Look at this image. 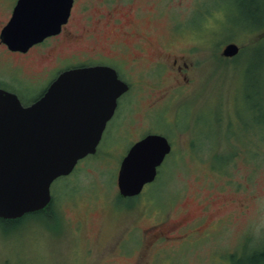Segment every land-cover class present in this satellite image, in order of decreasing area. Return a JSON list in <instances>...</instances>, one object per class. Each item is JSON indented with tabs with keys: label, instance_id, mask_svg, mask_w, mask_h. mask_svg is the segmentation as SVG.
<instances>
[{
	"label": "rangeland",
	"instance_id": "rangeland-1",
	"mask_svg": "<svg viewBox=\"0 0 264 264\" xmlns=\"http://www.w3.org/2000/svg\"><path fill=\"white\" fill-rule=\"evenodd\" d=\"M99 1L76 0L69 29L92 19L97 30ZM126 1L153 47L123 75L131 89L97 153L52 184L51 210L0 220V264H264V0ZM229 43L240 47L233 59L222 56ZM76 45L29 62L0 57V83L28 104L80 65ZM159 50L191 65L187 80L154 67ZM148 134L172 152L138 199L121 198L120 163Z\"/></svg>",
	"mask_w": 264,
	"mask_h": 264
},
{
	"label": "water",
	"instance_id": "water-1",
	"mask_svg": "<svg viewBox=\"0 0 264 264\" xmlns=\"http://www.w3.org/2000/svg\"><path fill=\"white\" fill-rule=\"evenodd\" d=\"M73 2L18 0L1 41L12 51H28L61 32ZM239 52L237 44L229 43L222 56L230 59ZM128 90L129 85L108 66L63 71L29 106L0 89V219H18L50 204L52 184L97 152L118 100ZM171 151V143L160 134L135 142L120 163L119 195H140L155 181Z\"/></svg>",
	"mask_w": 264,
	"mask_h": 264
},
{
	"label": "flooded vegetation",
	"instance_id": "flooded-vegetation-1",
	"mask_svg": "<svg viewBox=\"0 0 264 264\" xmlns=\"http://www.w3.org/2000/svg\"><path fill=\"white\" fill-rule=\"evenodd\" d=\"M17 1L18 0H10L9 2H5L0 0V12L3 13L5 10V17H7L4 22L0 20V34L2 29L9 22ZM73 1L70 18L67 24L62 26L61 32L59 34L46 38L43 42L32 46L26 52L12 51L0 39V55H2L0 57L3 58L4 63L10 62L11 59L16 57L22 59L24 62H29L26 60L45 58L50 54V52L58 48H68L70 44L77 43V48L83 47L81 49V53L83 54L81 58L82 61H80V65L78 66L111 67L117 72L118 77L129 85L130 90L131 85L127 82V79L123 78V75H130L129 73L135 71V68L139 62L147 55L145 48L146 46L153 47L150 33H142L140 31V24L138 23L141 22L142 18V12H140V8L137 7L136 10L132 9L133 7L130 1L124 2V0H100L99 4L101 11L96 22V24L99 26L97 30L94 28V22L92 19L85 23L86 25L77 26L76 24L78 23H75L73 24V28L71 27V29H69L74 17L75 8L77 6L76 0ZM159 2L161 1L159 0ZM163 10L164 7L162 5V8H159L160 15L162 14ZM80 29L82 30V33ZM107 32H112L114 37H120L119 41L113 40L112 36L111 38H105L104 35ZM129 39L135 40L134 51L131 53L128 51V47L126 45ZM157 53V56L154 58L155 68H159V70H162L161 68H163L165 72H172L174 77L180 79L179 83H181V80H187V72L189 71L191 65H189L187 62H179L178 58L169 52L159 50ZM1 58L0 61L3 62ZM171 59L172 61L170 62ZM58 67L53 68L49 72L56 70ZM65 68L67 69L68 67ZM65 68L63 69L65 70ZM120 70L122 71V78L121 75H119ZM61 71L57 74V76L61 73ZM0 81L3 80L0 79ZM0 89H4L17 95L15 91L5 87L1 83ZM45 91L38 98H40L45 93ZM38 98L28 104H22L24 106H29L38 100ZM25 216L21 218L24 219ZM157 227V233L154 236L155 238L163 239V237H160L162 236V233L165 232L162 227Z\"/></svg>",
	"mask_w": 264,
	"mask_h": 264
},
{
	"label": "trees",
	"instance_id": "trees-1",
	"mask_svg": "<svg viewBox=\"0 0 264 264\" xmlns=\"http://www.w3.org/2000/svg\"><path fill=\"white\" fill-rule=\"evenodd\" d=\"M121 197V196H120ZM136 199H138V197H134ZM131 199V198H130ZM53 205V199L51 201V203L44 209V210H41V211H38V212H35V213H29V214H26V216L24 217V219L27 217V216H30V215H34V216H37V215H43L44 212H46L47 210H51V207ZM23 218H18V219H13V220H5V219H0L1 221L3 222H6L8 224H13V225H16L20 222H22L24 220ZM255 258V257H254ZM259 258L261 259H264V252L261 253V255L259 256Z\"/></svg>",
	"mask_w": 264,
	"mask_h": 264
}]
</instances>
